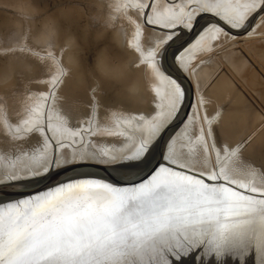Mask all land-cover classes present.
<instances>
[{"label": "water", "instance_id": "water-1", "mask_svg": "<svg viewBox=\"0 0 264 264\" xmlns=\"http://www.w3.org/2000/svg\"><path fill=\"white\" fill-rule=\"evenodd\" d=\"M264 0H0V264H264V202L219 190L189 68Z\"/></svg>", "mask_w": 264, "mask_h": 264}, {"label": "rangeland", "instance_id": "rangeland-1", "mask_svg": "<svg viewBox=\"0 0 264 264\" xmlns=\"http://www.w3.org/2000/svg\"><path fill=\"white\" fill-rule=\"evenodd\" d=\"M189 73L219 190L264 202V11Z\"/></svg>", "mask_w": 264, "mask_h": 264}, {"label": "bare ground", "instance_id": "bare-ground-1", "mask_svg": "<svg viewBox=\"0 0 264 264\" xmlns=\"http://www.w3.org/2000/svg\"><path fill=\"white\" fill-rule=\"evenodd\" d=\"M189 74H190V73H189ZM229 177H230V176H228V178H229ZM216 178H217V177H216ZM231 178H232V177H231ZM235 178H236V177H235ZM232 179H233V178H232ZM218 180L222 182V181H224L225 179H223V178H219ZM239 181H240V180H239ZM238 184H239V183H238ZM251 188H252V187H251ZM252 189H253V188H252ZM255 190H256V189H255ZM259 192H260V191H259Z\"/></svg>", "mask_w": 264, "mask_h": 264}, {"label": "crops", "instance_id": "crops-1", "mask_svg": "<svg viewBox=\"0 0 264 264\" xmlns=\"http://www.w3.org/2000/svg\"><path fill=\"white\" fill-rule=\"evenodd\" d=\"M251 26H252V25H251ZM251 26H250V27H251Z\"/></svg>", "mask_w": 264, "mask_h": 264}]
</instances>
